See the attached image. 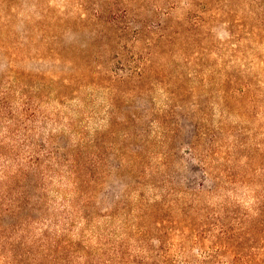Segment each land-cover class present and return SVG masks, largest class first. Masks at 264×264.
<instances>
[{"label": "rangeland", "instance_id": "1", "mask_svg": "<svg viewBox=\"0 0 264 264\" xmlns=\"http://www.w3.org/2000/svg\"><path fill=\"white\" fill-rule=\"evenodd\" d=\"M0 264H264V0H0Z\"/></svg>", "mask_w": 264, "mask_h": 264}, {"label": "trees", "instance_id": "2", "mask_svg": "<svg viewBox=\"0 0 264 264\" xmlns=\"http://www.w3.org/2000/svg\"><path fill=\"white\" fill-rule=\"evenodd\" d=\"M6 2H10V4H13V0H5ZM214 192V191H213Z\"/></svg>", "mask_w": 264, "mask_h": 264}]
</instances>
